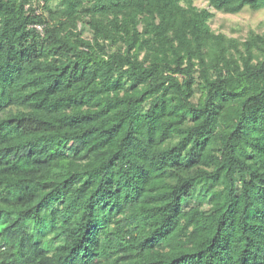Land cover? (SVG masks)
I'll use <instances>...</instances> for the list:
<instances>
[{"label":"trees","instance_id":"trees-1","mask_svg":"<svg viewBox=\"0 0 264 264\" xmlns=\"http://www.w3.org/2000/svg\"><path fill=\"white\" fill-rule=\"evenodd\" d=\"M197 1L264 9L0 0V264H264V35Z\"/></svg>","mask_w":264,"mask_h":264},{"label":"rangeland","instance_id":"rangeland-1","mask_svg":"<svg viewBox=\"0 0 264 264\" xmlns=\"http://www.w3.org/2000/svg\"><path fill=\"white\" fill-rule=\"evenodd\" d=\"M37 2L38 1H35L34 5H38L42 1ZM52 5H54V3H52ZM195 5L198 8H206L213 14L209 24L214 33H221L225 35L226 38L235 40L239 43L246 41L253 35H264V9L256 12L243 9L237 14H228L216 11L202 1H197ZM85 20L86 18L79 14L72 19H59L56 23H58L63 31L72 30L75 32H82L84 37H88L89 34L86 28L82 26ZM240 49L242 51L241 46ZM197 97L198 94H196V98Z\"/></svg>","mask_w":264,"mask_h":264},{"label":"built area","instance_id":"built-area-1","mask_svg":"<svg viewBox=\"0 0 264 264\" xmlns=\"http://www.w3.org/2000/svg\"><path fill=\"white\" fill-rule=\"evenodd\" d=\"M40 4L42 5V2H41ZM39 13H40V9L35 10V14H39ZM35 28H36L39 32H41V27H39V26H35Z\"/></svg>","mask_w":264,"mask_h":264}]
</instances>
